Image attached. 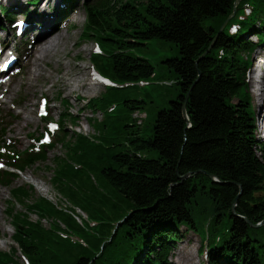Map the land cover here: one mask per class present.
Segmentation results:
<instances>
[{"label":"trees","instance_id":"1","mask_svg":"<svg viewBox=\"0 0 264 264\" xmlns=\"http://www.w3.org/2000/svg\"><path fill=\"white\" fill-rule=\"evenodd\" d=\"M235 3L100 0L85 5L81 39L97 40L105 50L92 57L102 73L119 83L150 80L155 67L136 55V48L155 38L172 41L180 56L164 63L177 75L179 95L158 112L148 138L133 118L146 100L130 98V87H108L88 100L89 122L100 134L91 137L75 128L61 142L65 156L55 155L54 166L45 164L54 188L70 205L38 193L31 183L13 186L9 180L5 212L17 245L10 253L0 251V264H21L20 251L33 264H173L182 227L203 235L207 229L209 264H264V244L239 217L253 223L264 219V142L255 140L244 58L264 43V0H241L231 16ZM246 4L252 12L239 23L260 41L242 32L232 35L227 25L215 40L224 22L238 20ZM189 92L187 118L183 106ZM58 98L66 106L62 118L79 126L83 111L73 113L63 93ZM114 102L118 108L109 111ZM97 111L103 119L94 116ZM153 151L157 156L150 155ZM27 159L26 167L47 161L44 155Z\"/></svg>","mask_w":264,"mask_h":264},{"label":"rangeland","instance_id":"2","mask_svg":"<svg viewBox=\"0 0 264 264\" xmlns=\"http://www.w3.org/2000/svg\"><path fill=\"white\" fill-rule=\"evenodd\" d=\"M79 4H81V7L79 9V14L74 22V25L70 29L64 30L65 32H67L69 39L66 45H63L61 47V54L64 58L67 54H69V58H67L66 61L70 60V65L72 66V68L85 66L87 77L89 78V81H91V70L93 65L92 52L94 50V47L96 46V42L94 41V39H89L87 41H82L81 39V33L86 22V12L84 5L85 0H80ZM6 34L7 32L0 31V36L3 40ZM135 54L149 59L151 64H153L155 67L156 76L150 79L148 85L135 86L127 89L130 98H133L135 100H146L143 108V110L145 111V118L143 119V124L141 125L140 130L141 135L145 138H148L152 134L158 112L165 108H169L170 101L178 98L179 90L177 84H166V81L175 80L177 75L175 74V72H172L169 68H167L164 60L167 58L179 57L180 53L174 42L155 38L149 40L147 46L137 47ZM263 54L264 47L259 48L254 54V67L251 73H253V70H256V68L258 67L260 59H264V57H262ZM42 67H44V69L47 71V76H49V73L53 74L50 80H48L47 78V82L45 84L39 81V84H43V86L37 88H30L25 83L21 85L27 79L28 75L26 72V75L24 77H20L17 79V84L14 86V88H12V92L9 94L11 99L6 105L0 108V110H2L0 113V118H4L6 121L12 120V116L5 118L8 115V110L11 111V114L15 113V116L19 115V120H13V124L11 125V129H9L8 136L13 138L18 137L15 139H18L22 148H25L32 144V140L30 137H28V134L35 131V135H37L38 131H42L45 128V122L37 117V107L41 95H46L51 101H54L52 105H55L56 107L52 113V117L54 119H59L60 115L65 111V105L62 104L57 98L60 92L64 93V96L70 101L73 113L77 114L78 111H83V113L80 115V126H75L70 120L66 121L68 132L72 133L76 128L90 135L91 137L98 136L101 130L98 129V135H94L96 134V130L89 122V117L93 116V113L90 107L87 106V103L88 99L98 95H102L106 91L105 87L103 85L97 84L92 89V91L87 92L88 88L81 89L77 86L72 85V82H74L75 79L77 82L81 80V77L78 75L74 74L72 76V80H70V82L67 84L55 81L58 76H62L66 71V66L63 63L59 65L58 72L52 71L54 68V64H50V66H47L46 63L43 62ZM34 89L37 90L35 91ZM250 93L252 95V104L254 106L256 115L258 108L251 79ZM30 96L32 97V101H29ZM17 101H20L21 106L12 107V105ZM27 114H30L31 117L30 119L25 120ZM136 115L137 114H135V116ZM94 116L102 119L103 113L101 111H97ZM258 121L260 120H258L256 117V123H260ZM131 129L133 128H130V130ZM257 134L260 136L261 131L258 130ZM262 138L264 139V137ZM65 152V146H63L62 144H57L47 153L46 162L40 163L39 167L30 166V168H28L25 173H22L20 174V176L14 178L13 185L32 183L35 185L38 193L48 196L53 201L65 202V199H63L61 195L56 191V189L52 186L51 177L53 175V172L45 168V164L54 166L55 155L65 156ZM150 155L154 157L157 156V151H153ZM28 176L34 177L37 180L38 184L28 178ZM10 187L0 184V241H2L3 239H9L8 244H6L5 246L0 245V251H6L9 249V246L14 245V242L12 240L14 230L10 223V218L5 213L7 206L6 201L10 197ZM45 189H47V191H45ZM33 217L36 218L35 215H33ZM181 232V239L177 242L170 261L173 264H180L177 261L179 252L185 251L186 253L188 252L190 254V257H192L193 259L187 264H206V260L201 256L199 252L202 243L200 237L196 235L195 232L186 230L185 227L181 228ZM252 235L255 239L260 241V244H264V225L254 228L252 230ZM18 255L20 256V253H18ZM20 258L21 264H25L22 260V256H20Z\"/></svg>","mask_w":264,"mask_h":264},{"label":"bare ground","instance_id":"3","mask_svg":"<svg viewBox=\"0 0 264 264\" xmlns=\"http://www.w3.org/2000/svg\"><path fill=\"white\" fill-rule=\"evenodd\" d=\"M78 14L79 12L77 10L76 12H73L71 15L68 16V23L70 26L74 25V22L76 18L78 17ZM40 21L43 22L44 26L38 35L37 44L34 46L33 51H31L30 53V60H29L30 76L26 82L27 85L30 88L42 87L43 84L47 82V78L48 80L52 78L53 76L52 73H49V76H47L48 75L46 74L47 71L44 69V67H42L43 62H45L47 66H50V64H54L55 69L53 68L52 70L53 72H58L59 65L63 63L66 66L65 68L66 71L64 72L62 76H58V78H56L55 80L56 82H63L67 84L70 82V80H72V76L75 74V75L80 76L81 80L77 82L75 79L74 81L75 83L72 82V85L77 86L81 89L88 88L87 92L92 91V89L97 84L89 81V78L87 77V73H86V67L80 66V67L72 68V66L70 65V60L66 61V59L69 58V54H67L65 58L61 54V47L63 45H66L69 39L67 32L63 30V25L55 23V21L52 20L50 17H44ZM210 49H211V46L207 50H209L210 52ZM262 57H264V54ZM255 72L260 73L259 75H260V84H261V87H259V84H256V83H259L257 81V78L252 76L251 83L253 84V91L256 97L258 95V90H262V92L264 93V60L263 58L260 59V63L258 64V67L256 68ZM39 81L43 82V84H39ZM246 82L248 85V93L251 95L250 79L248 80L246 78ZM34 90L36 91L37 89H34ZM29 101H32L31 96L29 97ZM136 114H137L136 115L137 117L141 116L139 113H136ZM30 117L31 115L27 114L25 120L30 119ZM28 178H30L31 180H33L35 183L38 184L37 180L34 177L28 176ZM45 191H47V189H45ZM77 211L81 213L82 210L80 208H77ZM214 240L217 241V239H214ZM207 241L210 243L212 239H208ZM8 243H9V239H3L2 241H0L1 246H5ZM192 260L193 259L192 257H190V254L188 252L187 253L185 251L179 252L177 261L180 264H187L191 262Z\"/></svg>","mask_w":264,"mask_h":264},{"label":"water","instance_id":"4","mask_svg":"<svg viewBox=\"0 0 264 264\" xmlns=\"http://www.w3.org/2000/svg\"><path fill=\"white\" fill-rule=\"evenodd\" d=\"M239 2H240V0H236V5H237ZM235 10H236V8H235ZM224 26H225V23H224V24L222 25V27L220 28L218 34H217L216 37H215V40H216V38L222 33ZM213 44H214V42L212 43V45H213ZM212 45H211V46H212ZM208 52H209V50H207L206 52H204V53L201 55L200 58H204ZM189 95H190V92L187 93V95H186V97H185V100H184V101H185V102H184V106H183V112H184V114H185V116H186L187 118H188V116H187V110H186V108H187V101H188ZM207 174H208V176H210L214 181L219 182V179H218L216 176H214V175H212V174H209V173H207ZM189 176H190V174H187V175H185V176H179V179H180V180H184V179H186V178L189 177ZM235 203H236V202H235ZM235 205H236V204H234V206H233L234 213H235ZM239 217H241V218H243L245 221H247V222L250 224V226L253 227V228H256V227L262 226V225L264 224V219H263V221H261V222L253 223V222H252L251 220H249L246 216L239 215Z\"/></svg>","mask_w":264,"mask_h":264}]
</instances>
